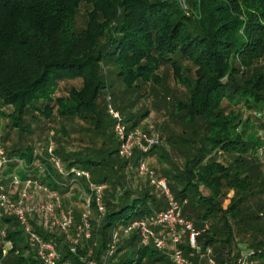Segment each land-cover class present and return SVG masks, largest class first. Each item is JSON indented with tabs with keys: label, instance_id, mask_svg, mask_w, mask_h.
<instances>
[{
	"label": "trees",
	"instance_id": "1",
	"mask_svg": "<svg viewBox=\"0 0 264 264\" xmlns=\"http://www.w3.org/2000/svg\"><path fill=\"white\" fill-rule=\"evenodd\" d=\"M82 6L84 25L78 21ZM166 68L186 87L170 114L183 130L178 136L165 133L167 142L181 148V158L165 167L162 159L170 156L156 145L148 154L162 158L157 175L173 181L176 199L187 200L183 215L200 230L199 245L212 247L219 264H236L246 249L264 264V157L259 154L264 120L256 116L264 109V0H0V117L9 119L6 126L40 137L33 123H56L58 116L90 121L87 130L99 143L85 146L86 136L79 134L73 152L60 145L57 157L65 174L35 155L33 142L12 148L3 181L16 170L17 159L27 164L18 170L21 180L36 178L42 169V182L65 193L75 183L88 189L71 168L88 170L94 182L107 184L105 214L91 221L86 240L98 241L93 258L100 264H172L171 248L143 245L138 230L125 232L132 221L163 209L164 201L167 206V200L157 197L148 178L131 171L138 167L139 150L130 159L118 154L115 120L101 100L121 84L127 94L151 98L166 82ZM69 80L80 85L58 95ZM124 101L117 106L123 112ZM149 111L124 120L131 128L139 126ZM109 115L113 120L107 123ZM66 129L60 127L58 142L70 137ZM129 172L143 179L129 183ZM91 210L98 213L95 200ZM33 225L55 243L62 260L84 264L80 244L73 252L65 236ZM115 231L119 241L106 258ZM181 247L187 254L192 250L186 238ZM0 263L44 264L16 216H0Z\"/></svg>",
	"mask_w": 264,
	"mask_h": 264
},
{
	"label": "built area",
	"instance_id": "2",
	"mask_svg": "<svg viewBox=\"0 0 264 264\" xmlns=\"http://www.w3.org/2000/svg\"><path fill=\"white\" fill-rule=\"evenodd\" d=\"M109 112L115 120L114 131L119 140L118 154L126 159L134 156L136 150L142 153L137 167V175L146 177L150 184L164 193L167 200V206L164 209L155 210L152 214L132 221L125 229L126 233L132 230H138L140 233L143 245L153 243L156 248L161 251H166L171 248L170 259L172 264H219L217 262L214 250L212 247L202 248L198 243L200 230L197 229L190 219L183 215L184 203L177 200L171 192L166 177H159L154 170L147 166L144 155L148 154L160 142L159 136H151L148 132L141 129L139 126L129 127L125 122L120 112L116 111L111 105ZM259 119L264 120V109L256 112ZM259 135L264 138V129L259 130ZM54 143H51L49 148L51 159L56 169L62 173L66 172L63 162L60 158L54 155ZM264 153V146L259 148V154ZM20 164L24 161L17 159ZM10 159L5 149L0 148V216H16L25 230L30 242L36 247L38 256L44 264H72L69 260H62L61 254L51 240L45 239L35 228L31 221L30 213H35L34 218L38 219V224L46 230L53 231L55 228H60L70 237L69 232L74 223L73 207L62 209L61 195L58 190L52 189L37 178H28L25 180H16L13 184H22V196L18 203H13L9 195L5 191L4 170L7 167ZM71 173L77 177H90L87 170L79 168H71ZM107 188L106 183H91L88 189H83L84 200L87 210L84 213L82 223L78 226V233L71 240L73 252H77L78 245L82 239L91 238V203L95 200L98 212L101 217L104 216L106 208L103 201L104 192ZM37 195L40 198H45L46 202L39 208L28 207L25 205L26 200ZM158 229V230H157ZM3 235L5 232L3 231ZM119 232L115 231L113 240L109 244L106 258L111 257L115 252ZM187 240V243L192 250L187 254L185 249L181 247L182 242ZM254 251L251 249L243 250L237 258L236 264H253ZM196 256L204 257L206 262H197L193 258ZM84 264H100L92 257V252L87 254L83 259ZM224 264H230L225 262Z\"/></svg>",
	"mask_w": 264,
	"mask_h": 264
},
{
	"label": "rangeland",
	"instance_id": "3",
	"mask_svg": "<svg viewBox=\"0 0 264 264\" xmlns=\"http://www.w3.org/2000/svg\"><path fill=\"white\" fill-rule=\"evenodd\" d=\"M86 20V6H82L78 15V21L80 25H84V22ZM165 74H167L166 76V82L163 84V86H158L156 88V92H152L151 98H148L146 95L141 97V94L138 92H135L133 94L129 93L127 94L124 91V86L121 84L119 89H113V90H108L106 91V95L104 97L101 98L102 99H106V102H104V105H111L116 111L120 112V114L123 116V118H126L127 116H130V114L132 113L133 115H135L137 118H140L142 112L145 111V109L149 108V115L145 116V118L141 119L139 122V127L141 129H143L144 131L148 132L151 136H159L160 137V145L164 146L165 151L168 153V155L170 156L169 160H164L159 156L156 157H151V155L149 154H145V160L147 163V166L149 167V169L154 170L156 172V174H159V176L161 175L160 173V164H159V160L162 159V164L165 167H169L170 165V160L176 161L177 159H179V157L181 158V156L179 155V152L181 151L180 147L178 144L171 145V143L166 141V135L167 132L168 135L170 133L175 134L176 136H178L179 134H181L183 127L180 124V122L174 120L172 117H170L171 112L173 111V106H172V102L174 100L180 99V98H184V96L186 95V87H184L178 80H176L173 76V72L170 68H166L165 69ZM110 80H115L114 76H112L110 78ZM76 85L79 86L80 85V81L77 80H69L66 82H62L59 90L57 92L58 95H63L67 93V88H70L71 86ZM66 89H62L64 87ZM151 90V87H149ZM148 90V91H149ZM158 92V93H157ZM159 94V96H158ZM158 96V97H157ZM167 97L168 101H161V98ZM159 98V99H157ZM121 99H124L125 103H127V109L125 112H123L122 110H118L117 106L121 104ZM155 102H158V106L155 105ZM225 104H227V102H225ZM112 117L109 115L107 117H105V121L107 123H110L112 121ZM9 123V119L7 118H2L0 117V148L5 149L6 153H8L12 148L15 147H25L28 143H32L33 142V149H34V153L35 155L38 156H42L44 158L47 159V161L52 165V159H51V153H50V146L51 143H54V155H59V153L57 154V151L61 148L60 145H62V147L64 148V150L69 151V152H73L76 149L77 144L79 143V139L78 137L81 135H85L86 140L83 142V145L85 146H93V145H98L99 143L96 141L97 138L94 137V131L92 130H87V128H92L93 125L92 123L89 122H84L82 120L79 119H74V120H68L65 117H59L56 119V123H53L51 121L48 120H42L41 123L38 125L37 123H33V125L35 126V129L43 134L40 137H37L38 134H29V135H20L18 129L16 128H11L10 126H6V124ZM10 124V123H9ZM65 124V126L67 127V129L64 131V133H68L70 137H67L65 141L63 142H58L57 137L59 138V136H62L63 132H61L59 129L60 127ZM55 126V127H53ZM81 131H83V133H80ZM108 132L110 131V129L107 130ZM166 133V135H165ZM80 134V135H79ZM165 135L164 137H161V135ZM88 136V137H87ZM37 137V140L33 141L34 138ZM76 138V139H75ZM88 138V139H87ZM173 153H175L173 155ZM263 155V156H262ZM261 156L264 157V153ZM59 157V156H58ZM264 159V158H263ZM264 161V160H263ZM36 164L40 165L41 161H37ZM27 164L24 162L23 164L17 165L16 170H14L11 174H7L6 178L8 177L9 179L6 180V184H5V191L7 192V194L9 195V198L11 199V201L13 203H18L21 200V196H22V190H23V185L22 184H13V180L14 178H16V180H21L19 175H18V170H20L21 168L23 169L24 166H26ZM262 168L264 170V162L262 165ZM7 169V167L5 168V170ZM4 170V171H5ZM39 170V169H37ZM55 170V169H54ZM137 168L132 166L131 167V171L134 172L136 171ZM42 169L40 171H37V179L39 180H43V175L41 174ZM88 171V170H87ZM90 173V172H89ZM161 177H165V176H161ZM83 178L82 180H85L86 183L88 184L87 186H91V183H96L92 180L91 177V173H90V177H81ZM128 178H129V183L132 184H136L137 182H139L141 179H139V177L136 175V173L132 174L131 172L128 173ZM167 179V177H166ZM143 180H146L145 177ZM168 185L169 187L171 186V183L173 182L172 180H168ZM131 185V184H130ZM84 188L81 187V185L79 183H75L72 185L71 189L69 191H67L66 193L64 191H59L58 193L61 195V205H62V209H68L70 207H73L74 210V223L73 226L69 232L70 237L68 238L67 234L65 232H63L60 228H55L53 231L54 232H58L59 235H63L65 236L66 240L68 241V244H70V246L72 247V243L71 240L73 238L76 237L77 233H78V226L82 223V219H83V215L87 210L86 207V203H85V198H84V193L83 190ZM153 192L157 195V197L159 199H161L162 201H164V193L161 190L157 191L155 190L156 187H152ZM83 190V191H82ZM171 190V188H170ZM172 192V191H171ZM173 193V192H172ZM233 192H231L229 194V196H232ZM39 195L35 196L31 199L29 198V200H26L25 205L28 207H33V208H39L42 204H44L46 202L45 198H40L38 197ZM178 200V199H177ZM229 203V200L227 199L224 203L225 206H227ZM165 206V201L162 205V208L164 209ZM31 217V221L32 223H36L38 226V219L34 218V216L36 215L35 213H30L29 214ZM101 216L99 214V212L97 213L94 210H91V216H90V224L92 225L91 221H100L101 220ZM92 227V226H91ZM120 238V237H119ZM119 241V239H118ZM117 241V242H118ZM98 241L94 240L91 242L86 241V239H82L81 243L79 245V248H81L82 250H84L83 254L80 255V260L83 262V259L86 258L87 254H89V252H92V257L95 256V250L97 247ZM7 253V250H5V254ZM196 259V257H195ZM218 262V261H217ZM258 262H260L258 259H254L253 264H258ZM2 264V263H0Z\"/></svg>",
	"mask_w": 264,
	"mask_h": 264
},
{
	"label": "crops",
	"instance_id": "4",
	"mask_svg": "<svg viewBox=\"0 0 264 264\" xmlns=\"http://www.w3.org/2000/svg\"><path fill=\"white\" fill-rule=\"evenodd\" d=\"M196 258H197V262H200V261L206 262L204 257L196 256Z\"/></svg>",
	"mask_w": 264,
	"mask_h": 264
}]
</instances>
